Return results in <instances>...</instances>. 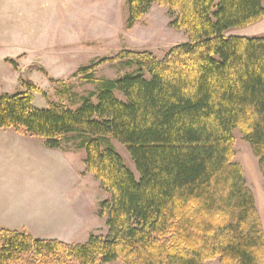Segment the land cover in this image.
I'll list each match as a JSON object with an SVG mask.
<instances>
[{"label":"trees","instance_id":"trees-1","mask_svg":"<svg viewBox=\"0 0 264 264\" xmlns=\"http://www.w3.org/2000/svg\"><path fill=\"white\" fill-rule=\"evenodd\" d=\"M153 5L189 41L164 59L124 51L81 68L74 78L96 91L76 109L0 94V129L50 150L78 140L86 172L110 196L99 206L105 238L67 244L0 229V264H264L263 222L234 137L241 132L264 180V36H226L262 21L263 0H128L126 29ZM106 63L131 71L97 79ZM61 84L57 95L67 96Z\"/></svg>","mask_w":264,"mask_h":264},{"label":"rangeland","instance_id":"rangeland-1","mask_svg":"<svg viewBox=\"0 0 264 264\" xmlns=\"http://www.w3.org/2000/svg\"><path fill=\"white\" fill-rule=\"evenodd\" d=\"M127 3L128 0H0V94L30 92L33 105L38 109H47L50 104L76 109L83 98L96 91V86L74 78L81 68L113 59L124 51L150 52L162 60L169 50L189 42L185 32L171 27L173 18L169 10L159 5H153L140 21L127 30ZM254 27L232 30L226 36H264L255 33ZM129 71L122 70L118 63H106L97 68L96 78L116 80ZM61 83L71 87L67 96L57 95L63 87ZM30 85L36 90L30 91ZM117 96L122 98L119 94ZM9 136L18 140L0 145V204L2 208L10 205L9 210L4 209V214L18 216L19 206L33 201L38 194V184L32 172L38 170L37 166L46 165V161L39 158L41 139L24 138L13 130L0 129V139ZM234 137L235 161L246 171L248 187L255 195L264 227V180L259 172L258 159L240 131H234ZM78 144V140L72 139L63 151L70 157L67 170L69 165L72 166V172H67L63 182L71 184V174L83 169L82 181L77 180V183H82L83 190L78 199L80 204H86L82 217L90 221L87 230L89 227L94 230L86 237L67 244H84L92 235L105 238L108 234L107 218L99 216V206L110 196L86 172V152L79 150ZM112 144L137 176L126 148L115 141ZM7 148H11L8 153L5 151ZM40 171L38 183H46L45 174L42 169ZM69 194L72 197V193ZM1 221L3 218L0 216ZM8 226L20 224L1 223L0 229ZM208 264L220 262L214 260Z\"/></svg>","mask_w":264,"mask_h":264},{"label":"crops","instance_id":"crops-1","mask_svg":"<svg viewBox=\"0 0 264 264\" xmlns=\"http://www.w3.org/2000/svg\"><path fill=\"white\" fill-rule=\"evenodd\" d=\"M253 27L255 28V33L264 34V19L253 25ZM16 140L18 138L13 136L4 137L0 139V145L4 146L2 144L12 143ZM5 151L8 153L11 148H7ZM38 153L40 155L39 158H44L46 161V165H39L37 166L38 170L35 169L32 172L35 175L34 180L38 184V194L33 201L19 206L18 216L4 214V209L9 210L10 205L2 208L0 204V216L3 218L0 224L14 225L19 223L20 226H8L7 229L18 232L25 231L37 240H58L64 243H73L79 237H86L87 233L89 235L94 229L90 230L89 227L87 230V223L90 221L84 220V217H82V209L86 208V204L85 206L80 204L81 200L78 199L83 190L81 188L82 183H77V180L82 181L81 173L83 169H80L77 174L76 172H74V175L71 174L72 183L66 185L64 183L66 174L68 171L69 173L70 171L72 172V166L70 165V169L67 170L68 164H70V161L68 162L70 160L68 154L63 151L49 150L43 143L40 144ZM40 169L45 174L46 183H38L37 177L41 172ZM61 173L62 176L60 175ZM69 193H72L73 198ZM11 204L15 205L16 203ZM94 204H96V201ZM7 217L10 219H6Z\"/></svg>","mask_w":264,"mask_h":264}]
</instances>
